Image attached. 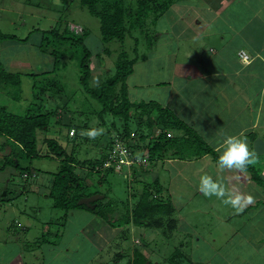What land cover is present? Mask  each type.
I'll return each mask as SVG.
<instances>
[{
  "label": "rangeland",
  "instance_id": "374dc122",
  "mask_svg": "<svg viewBox=\"0 0 264 264\" xmlns=\"http://www.w3.org/2000/svg\"><path fill=\"white\" fill-rule=\"evenodd\" d=\"M183 6L187 7L186 10L191 7L189 14L194 16V18L191 17L193 21L187 22L191 18L186 19V14H183L185 22L190 23V28L184 33H180L182 21L176 20L174 23L170 17H167V13L162 18L156 19L152 13L142 22L143 27H134L122 41L118 38L104 39L100 28V18L92 15L89 9L81 4V0H0V29L5 33H15L24 39L35 28L48 30L57 26L63 31L67 22L78 26V32L80 27H86L89 29L86 43L93 51L91 86L96 87L114 74L115 64L121 53L126 52L129 58L139 55L134 71L127 80L132 98L160 102L188 125V115L178 108L177 94L168 83L171 78L168 75H171V71L167 72L164 68L153 75L149 72L152 66H147L145 70L151 75L145 72L146 76H144L141 73L144 69L141 64L145 60L144 55L165 56L166 52L167 55L175 53L181 76L196 80L198 76L207 72L208 61L204 47L209 44L217 48L221 44V36H211L208 39L209 37L199 34L191 38V27L201 29L203 26H208L210 10L203 0H191V2L185 0L173 7L170 15L180 13L179 9ZM168 29L169 36L162 37L161 33H158ZM227 35L233 40L232 34ZM137 42L139 46L136 51L134 48ZM38 43V38L30 36L26 42L21 41L14 46L18 51V58L15 56V61L10 65L23 68L12 72L15 73L14 78L21 79L19 87L14 84V81L0 80V104L6 105L10 111L23 113L28 106H32L33 101H36L33 109L39 110L41 107L38 104L41 100L35 99L33 84L35 82L40 84V80L47 77L37 76L36 79L34 76L27 75L26 72L53 69L55 54H53L52 46L46 52L40 51ZM12 45L11 42H0V52L4 53L3 58L8 56V48L10 49ZM69 46L67 44L63 46L67 52L59 55L61 56L60 64L55 75V79L64 88V92L53 93L48 89L40 96L44 103L43 111L54 110L58 121L54 122L55 119L52 118L48 130L37 131L38 152L44 155L49 151L47 144L43 142L46 137L56 138L68 153L75 151L77 158L81 161L99 159L103 155L104 147L115 135V140L123 139L124 143L132 145L131 147L135 149L140 138L136 125L132 128L130 139L120 138L123 136L124 122L120 117L104 111L102 104L85 91L80 82V54L71 50ZM6 51L7 54H5ZM241 52L242 50L239 54ZM146 61H144L145 64ZM147 63L146 65H150L151 62ZM211 67L214 68L212 65ZM18 72L22 75H17ZM46 76L51 78L50 74ZM157 79L160 80L159 84H151L148 89L143 87L141 90V81ZM19 90L20 98L16 96ZM180 94L186 96L188 89H182ZM71 123L76 125L75 128L83 125L75 137L69 135L72 131L69 126ZM188 126L193 127L191 124ZM91 127L103 128L104 134L94 140L89 139L84 133ZM144 130L145 133L150 132L148 128ZM178 132L184 133L185 129ZM5 141V137L0 136V264H20V262L23 264H45L44 262L46 264H130V258L136 248L143 250L155 264H210L212 261L210 255L213 256L215 251H224L226 255L237 251L235 249L238 247L237 244L234 243L233 246L230 244L234 241L240 243V238L234 237L237 227L241 224L240 217L234 215L236 217H233L231 221L227 220L226 215L233 210L230 206L224 205L216 197L207 198L202 193L195 194L201 175L207 173L213 175V178L220 175L215 173L213 165L212 170L208 167L207 170L196 174L197 167H200V162H196L192 167L186 168L185 174L182 175L177 174V169L166 160L149 164L135 163L131 167L123 164L120 169L113 167L114 171L110 174L93 173L88 165V168L78 165L77 172L82 178L89 175L88 171L92 172L91 176L84 179L86 185L84 189L87 192L96 189L102 191L101 194L106 195L107 199L117 206L122 207L129 202L132 208L140 199L145 183L147 181L153 183V180L159 177L172 193L173 203L177 208L174 217L178 219V225L170 237L164 236L161 230L151 229L145 224L131 223L123 227L125 231L130 229V233L122 241L113 237L116 234L112 232L113 227L106 228L93 240L90 234L93 231L89 230L91 225L96 227L98 224H104L99 215L85 209L71 211L64 225H61L65 210L55 208L53 199L45 193L52 185L53 173L60 168L61 158L49 154L36 157L32 161L21 159L22 166H29V171L16 169L11 165L3 168L6 151L1 148ZM147 142L148 140L143 143ZM106 151L107 153L104 154L108 157L110 147ZM135 152L142 160L144 151L136 150ZM22 171H26L24 173L27 176L32 171L37 172L39 177L34 175L26 177ZM230 184L228 186L232 187ZM91 207L94 208L95 205L91 204ZM83 228L89 229L83 231ZM56 232H59L58 237H55ZM44 236L51 242H57L56 247L50 244L42 246ZM243 244L245 245H243L242 254H253V249L247 245L248 243L243 241Z\"/></svg>",
  "mask_w": 264,
  "mask_h": 264
},
{
  "label": "trees",
  "instance_id": "16d2710c",
  "mask_svg": "<svg viewBox=\"0 0 264 264\" xmlns=\"http://www.w3.org/2000/svg\"><path fill=\"white\" fill-rule=\"evenodd\" d=\"M175 1L177 0H81V4L87 7L92 15L100 18V28L104 39L118 38L123 41L131 29L143 27L142 22L145 18H149L153 13L155 15L154 18L157 19L159 13L165 12ZM88 35L89 29L82 27V30L78 32L75 28H72L70 22H67L63 31L57 26L48 30L35 28L24 39H21L15 33H5L0 29V42H26L30 36H35V38L39 39L38 48L40 51L46 52L52 46L53 54H55L53 69L27 73V75L34 76L36 79L37 76L47 77L40 80V84L36 82L33 84L35 99L39 98L41 100L38 103L41 106L39 110L33 109L36 101H33L32 106H28L23 113L10 111L6 108V105L0 104V136L6 139L1 148L6 151V160L3 163V168L11 165L16 169L29 171L30 167H23L21 159L32 161L39 156L56 155L61 158V165L59 170L53 173L54 179L48 195L53 199L55 208L65 210L61 225H64L71 211L85 209L99 215L111 227L121 228L116 236L121 241L126 239L130 233V229L125 231L123 227L131 223L145 224L151 229L161 230L164 236L170 237L174 234L173 232L176 231L178 225L177 218L174 217L176 208L171 202V198L164 195L165 190L159 177H156L153 183L152 181L145 183L140 199L132 208L129 202L126 205H122V207L120 205L117 206L107 199L106 195L103 199L91 203L95 205L94 208L91 205L79 203L82 197L102 193V191L96 189L87 192L84 189L86 186L84 179L91 176L92 172H90L91 170L88 171L89 175L82 178L77 172V166L80 165L85 168L88 165L93 170V173L104 172L105 174H110L113 172L114 166L104 168L103 164L109 157L104 153H107L106 150L109 147L110 151L112 150L116 143V135L104 147L103 155L99 159L81 161L77 158L75 151L68 153L59 141L53 137H46L43 140L47 144L49 151L44 155L38 152L37 131L48 130L51 126L52 118L55 119L54 122L58 121L54 110L43 111L44 103L40 96L47 92L48 89L53 91V93L64 92V88L55 79V75L60 64L59 57L61 56L59 55L66 54L65 51L67 52V50L63 46L67 44L70 45L71 50L73 49L80 54V82L85 91L102 104L104 111L120 117L124 122L123 136L120 138L130 139L132 128L136 125V131L139 133L140 138L138 139L139 144L134 151H144L143 156H147V164L170 158L192 159L193 157H200L206 154H210L214 160L218 161L219 153L208 145L192 127H189L173 113L169 107H165L157 101L132 100L130 98L127 80L134 71V65L139 60V55L129 58L126 52L121 53L116 61L114 74L96 87L91 86L90 80L93 75L91 56L93 51L86 43ZM138 46L139 42L134 48L136 51ZM143 57L145 59L148 58L147 55ZM20 74V72L17 73V75ZM48 74L51 75V78L46 76ZM14 77L15 73L8 71L0 63V80L6 82L14 81V84L19 87L21 79ZM17 94L16 96L20 98L21 91L19 90ZM69 126L70 130H76V135L73 137L77 136L78 131L83 128V125L75 128L74 126L76 125L73 123L69 124ZM144 128H148L150 132L145 133ZM182 129H185V132L179 134L178 131ZM170 130H173V134L170 133ZM146 140L148 142L144 144L143 142ZM248 170L251 172L253 180L264 187V177L261 173L251 166H249ZM24 172L22 171L23 175L26 174ZM33 175L37 177L38 173L32 171L30 174L28 173V176H25L30 177ZM58 235L59 232H56L55 237H58ZM45 239L44 236L42 244H58L55 241L51 242ZM130 264L155 263L150 260L143 250L136 248L130 258Z\"/></svg>",
  "mask_w": 264,
  "mask_h": 264
},
{
  "label": "crops",
  "instance_id": "0c3cea01",
  "mask_svg": "<svg viewBox=\"0 0 264 264\" xmlns=\"http://www.w3.org/2000/svg\"><path fill=\"white\" fill-rule=\"evenodd\" d=\"M183 1L185 0L175 1L165 12L159 13L157 18H162L167 13V17H170V20H173L174 23L176 20L182 21L181 34L190 28V23L185 22L183 14H186V19L194 18L189 14L191 7H188L187 10L186 6L180 7V13L176 12V15H170V10ZM187 1L191 2V0ZM214 1L203 0V3H206L210 10L208 11V15H210L207 20L208 26H203L201 29L191 27V38L199 34L209 37L208 39L211 36H221V44L217 48H213L209 44L204 47L205 57L208 61L207 72L198 76L196 80L181 76L178 71L179 66L176 64L175 53H168L167 55L166 52L165 56L156 55L143 60L141 64H143L144 69L141 73L146 76L145 72L147 70L145 69L147 66H152L149 72L153 75L158 74L164 68L167 72L171 71V75H168V77H171L168 83L173 87V92L177 94L178 108L183 113H187L188 123L193 126L192 128L197 130L203 140L216 151L226 135H242L247 140L250 150H255L258 155V163L251 167L258 170L264 177V104L261 103L262 98H264L262 97V94H264V60L257 57L258 53L264 55V0H216V3ZM242 10H244V13H242ZM192 18L187 22L193 21ZM217 24L221 26L218 27ZM230 31L231 33H228ZM169 32L168 29L158 33H161L162 37H166L169 36ZM226 34H232L233 40ZM3 42H11L13 45L10 46V49L8 48L10 52L8 51L6 58H3L4 53L0 52V63L10 72L20 71L23 68H20V66L14 67L10 63L15 61V56L18 58V51L15 50L14 46L21 42ZM241 50L247 52L250 63H243L239 54ZM5 54H7V51ZM144 61H146V64H148L147 62L151 63L146 65ZM151 73L147 72L148 75H151ZM179 79L181 81H177ZM159 83L160 80L158 79L155 81H141L140 88L141 90L143 87L148 89L151 84L157 85ZM182 89H188L186 96L180 94ZM130 98L134 100L131 94ZM170 132L173 134V130H170ZM166 161L177 169L179 175L185 174L186 168L192 167L196 162H200L196 174L207 170L208 167H211L212 170L213 165L215 173L225 177L228 184L232 183L230 185L235 189L254 197V203L248 205L242 214L236 215L240 217L241 224L237 227L236 236L234 237H239L240 243L233 240L234 242L230 245L233 246L236 243L238 247L235 249L237 251L232 252L231 255L224 254V251H215L212 254L213 256L210 255L212 260L210 264H264V187L253 180L251 172L249 170L244 174L235 170L220 172L217 168V161L210 154L193 157L192 159L170 158ZM178 163L180 164L176 165ZM160 182L165 190L164 195L167 196L168 194L173 203L174 199L169 188L162 181ZM43 184L42 186H45ZM45 193L48 195L49 189ZM197 193H200L198 188H196L195 194L197 195ZM173 205L176 208L174 203ZM229 213L225 218L231 221L236 216H234L233 210H230ZM103 222V225L98 224L96 227L91 225L90 229L83 228V231H88V229L93 231L90 234L94 240L103 230L111 228L104 220ZM116 229H119V231H114ZM120 230L121 228H114L112 232H116V234L113 237H116ZM243 241L253 249V254H242L243 245H245ZM45 244L50 243H43L42 246ZM50 245L54 246L53 244ZM44 263L46 264V262ZM20 264H23V262H20Z\"/></svg>",
  "mask_w": 264,
  "mask_h": 264
},
{
  "label": "clouds",
  "instance_id": "9594fccd",
  "mask_svg": "<svg viewBox=\"0 0 264 264\" xmlns=\"http://www.w3.org/2000/svg\"><path fill=\"white\" fill-rule=\"evenodd\" d=\"M257 57L264 60V55L258 53ZM243 63L248 64L250 61L245 57ZM261 103L264 104V98H262ZM104 131L103 128L91 127L84 134L89 139L94 140L103 135ZM75 133L76 130L73 129L70 135L74 136ZM217 151L220 153L217 161V168L220 172L235 170L244 174L249 166L258 163L257 153L255 150H250L247 140L242 135H226ZM120 156L126 157V150L121 151ZM137 159H139V154H137ZM120 163H125V160L121 159ZM225 180L226 178L223 176L218 175L213 178V176L205 173L200 176L198 190L207 198L216 197L224 205L230 206L234 215H240L248 205L254 203V197L250 194L246 195L234 187H229Z\"/></svg>",
  "mask_w": 264,
  "mask_h": 264
},
{
  "label": "built area",
  "instance_id": "2783aa9c",
  "mask_svg": "<svg viewBox=\"0 0 264 264\" xmlns=\"http://www.w3.org/2000/svg\"><path fill=\"white\" fill-rule=\"evenodd\" d=\"M72 28H75L78 31V26L72 25ZM80 28L81 29L79 31L82 30V27ZM240 56L242 57V60L245 57L248 59V61L250 60V57L245 50H242V52L240 53ZM169 135L171 134L169 133ZM118 145L119 147H117ZM124 150H126V157H121L120 152ZM136 154L137 153L134 151V148L124 143L123 139L122 140L117 139L114 147L110 151L108 159L104 162L103 167L106 168L109 166H114L116 169L118 168L120 169L123 164L131 167L135 163H139V164L148 163L147 156L143 157L142 160H140V159H137ZM121 159H124L125 163L123 164L120 163Z\"/></svg>",
  "mask_w": 264,
  "mask_h": 264
},
{
  "label": "water",
  "instance_id": "95a60500",
  "mask_svg": "<svg viewBox=\"0 0 264 264\" xmlns=\"http://www.w3.org/2000/svg\"><path fill=\"white\" fill-rule=\"evenodd\" d=\"M104 194H101V193H95V194H92L90 196H86V197H82L80 200H79V203L80 204H86V205H91L92 202H95V201H98L100 199H103L104 198Z\"/></svg>",
  "mask_w": 264,
  "mask_h": 264
}]
</instances>
